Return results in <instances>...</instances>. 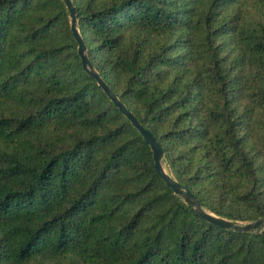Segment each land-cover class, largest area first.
I'll return each mask as SVG.
<instances>
[{"label": "trees", "instance_id": "trees-1", "mask_svg": "<svg viewBox=\"0 0 264 264\" xmlns=\"http://www.w3.org/2000/svg\"><path fill=\"white\" fill-rule=\"evenodd\" d=\"M94 69L202 209L264 219V0H71ZM83 68L65 0H0V264H264L197 216Z\"/></svg>", "mask_w": 264, "mask_h": 264}, {"label": "water", "instance_id": "water-1", "mask_svg": "<svg viewBox=\"0 0 264 264\" xmlns=\"http://www.w3.org/2000/svg\"><path fill=\"white\" fill-rule=\"evenodd\" d=\"M65 3L67 4V7L70 11L72 31L77 42L79 43V55L82 60L83 68L91 77H93L98 82V84L103 88L109 98L115 103L119 110L131 121L134 127L142 134L147 143L150 145L155 161V169L157 173L164 179L167 186L171 188L176 195L184 196L185 203L193 207L194 213L197 216H200L224 229L233 230L237 232L251 233L256 230L258 224H261V226H263L264 219L248 224H236L233 221L218 217L202 209L200 202L186 188L180 185L173 178L172 175L169 174L168 170H166L165 165L163 163L165 152L162 146L158 143L154 135L148 129L144 128V126L138 121L136 116L130 110H128L126 105L113 93L108 84H106V82L101 78L100 74L94 69L92 62L88 57L86 43L84 42V39L82 38L80 30L78 28L77 10L71 0H65Z\"/></svg>", "mask_w": 264, "mask_h": 264}, {"label": "rangeland", "instance_id": "rangeland-1", "mask_svg": "<svg viewBox=\"0 0 264 264\" xmlns=\"http://www.w3.org/2000/svg\"><path fill=\"white\" fill-rule=\"evenodd\" d=\"M166 170H168V168L165 166ZM260 229H264V225L260 228Z\"/></svg>", "mask_w": 264, "mask_h": 264}]
</instances>
